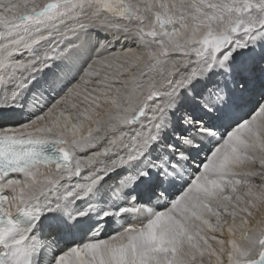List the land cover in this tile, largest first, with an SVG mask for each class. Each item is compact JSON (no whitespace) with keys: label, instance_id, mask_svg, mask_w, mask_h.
<instances>
[{"label":"snow or ice","instance_id":"snow-or-ice-1","mask_svg":"<svg viewBox=\"0 0 264 264\" xmlns=\"http://www.w3.org/2000/svg\"><path fill=\"white\" fill-rule=\"evenodd\" d=\"M0 264H264V0H0Z\"/></svg>","mask_w":264,"mask_h":264}]
</instances>
